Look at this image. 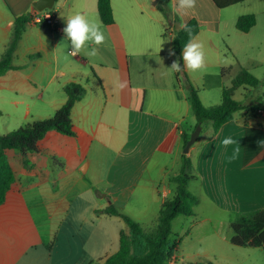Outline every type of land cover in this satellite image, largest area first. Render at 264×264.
Here are the masks:
<instances>
[{
    "label": "rangeland",
    "instance_id": "rangeland-1",
    "mask_svg": "<svg viewBox=\"0 0 264 264\" xmlns=\"http://www.w3.org/2000/svg\"><path fill=\"white\" fill-rule=\"evenodd\" d=\"M123 1L118 0L115 14L116 30L122 37L113 39L108 49L99 51L112 58L111 64L107 68L92 66L93 70L88 69L90 82H83L87 95L82 105L88 106L96 94L101 96L99 104L110 102L103 118L108 124L98 126L97 133V119L93 114L101 115L98 110L92 112L84 136L69 137L52 130L40 143L41 153H28L30 170L27 171L20 151L8 153L18 190L9 194L6 204L0 207V220L6 227H0V237L3 236L2 240L9 237V243L0 240V264L28 261L90 264L115 254L120 248V232L129 233V227L122 217L106 213L111 206L133 219L144 231L152 233L156 229L162 208L149 194L143 199L139 195L141 191H137L131 201L117 205L110 204L112 201L108 199L107 177L111 164L130 144L128 116L123 107L119 109V104H127L121 102L119 89L115 87L118 76L113 69L119 67L114 60L116 48L127 52L128 69L121 80L129 85V80L141 72L143 60L148 61L152 56L155 62V53L168 55L174 50L173 38L180 31L182 19L187 23L196 18L200 23L197 36L204 45L206 69L189 73L183 70L182 58L176 56L180 67L183 66L178 72L183 86L185 75L190 78L191 74L195 82L190 80L204 106L217 107L222 103V89L230 87L239 71L245 68L260 80L252 105L264 104V0H249L226 9L217 8L211 0H196V8L183 18L173 13L171 0H162L171 14L170 21L159 10L155 11L153 1L132 0L134 6L128 13L122 7ZM140 3L143 8L139 7ZM252 14L257 19L256 27L248 35L239 32L238 17ZM175 17L178 20L173 25L171 20ZM25 44L17 46L12 64L30 68L0 77V135L52 118L67 97L58 84L49 85L51 78L63 69L79 68L76 60L67 54L70 44L63 42L58 61L48 66L42 64L32 76V65L23 55ZM2 51L0 48V55ZM224 69L227 71L223 76ZM135 94L143 101L145 110L157 101L156 91L150 89ZM193 116L191 111L190 118L182 123L186 132L194 127ZM212 124L205 122L204 129H211ZM80 125L74 114L76 132H80ZM166 164L170 177L178 172L174 156H169ZM192 181L188 189L199 197V204L194 209L195 215L179 216L173 221L170 246L174 252L169 264H264L262 248L238 247L230 241L235 214L250 219L257 209L241 207L230 212L214 209L202 199L200 186L197 191Z\"/></svg>",
    "mask_w": 264,
    "mask_h": 264
},
{
    "label": "crops",
    "instance_id": "crops-1",
    "mask_svg": "<svg viewBox=\"0 0 264 264\" xmlns=\"http://www.w3.org/2000/svg\"><path fill=\"white\" fill-rule=\"evenodd\" d=\"M37 1L0 0V48L3 50L0 60L11 40L16 18L29 14L34 17L40 13L34 7ZM134 1L137 2V0ZM134 1H123L122 7L126 8L127 13L134 6L132 3ZM150 1L156 2V0ZM118 4V0H112L115 19ZM160 5L166 6L162 0H159L156 5L154 4L155 11L159 10L164 15L160 10ZM143 6L142 3L139 4V7L143 8ZM51 11L57 17L58 23L53 27L45 23L27 26L18 44L19 46L26 42L27 47L23 55L29 59L30 65H32V72L30 73L32 76L42 64L48 66L58 61L60 46L63 42L70 44L62 31L67 17L75 12H80L89 18L100 20L97 0H56ZM168 13L169 15L168 17L165 16V19L170 21L171 14L169 11ZM116 20L112 26L103 25L107 40L106 44L98 46V51L108 49L113 39L122 37L116 30ZM177 20V17L172 18L171 23L175 25ZM157 22L164 25V22L159 19ZM252 30L243 34L248 35ZM91 47L92 45H89V50ZM70 50V48L67 49V54ZM176 56V54L155 53V62L152 61V56L149 57L150 60L148 61L147 59L143 60V65L140 66L143 67L141 72L136 74L133 80H129V85L124 90H119L121 102L127 104H119V109L123 107V112H126L128 116L130 144L115 156L111 164L107 177L109 183L108 199L112 201L110 204L117 205L131 201L137 191H141L139 195L143 199L149 194L162 208L166 201L175 196L177 185L174 179L179 175L181 157L184 155L183 150L186 147L184 135L192 134L197 126L194 115V127L187 132L182 129V123L190 118L192 107L178 72H170L167 69L173 61H177ZM72 58L79 64V68L74 66V68L59 71L53 75L49 85L58 84L63 90L70 83L83 86V82L90 79L88 69H92V66L107 68L112 60V58L105 57L100 53L95 58H88L83 51L80 55ZM114 60L119 67H115L113 70L118 79L121 80V76L128 69L126 50L120 47L116 48ZM14 66L18 69L11 70L7 74L18 73L30 68L29 65ZM190 78L195 82L191 74ZM257 88L249 86L240 88L235 94V99L243 105V109L235 114L232 121L224 124L218 131H215L213 124V127L207 130L201 125V134L197 142L191 147L190 153L186 155L192 164L194 180L191 182L192 185L197 191L200 186L199 192H201L202 199L214 209L225 212L241 207L264 209V147L260 145V142L264 141V104H257L256 107L252 105ZM108 89L110 90V87ZM149 89L153 92L156 91L157 101L145 110L143 101H140V97H137L135 93ZM106 91H108L107 88ZM86 95L87 91L84 98ZM100 97L96 94L90 99L88 106L82 105L84 98L75 104L72 121L74 114H76L80 126H82L80 132L74 130L76 136L87 134L86 127L90 124L93 111H101V115L95 112L93 114L94 118L97 119V133L99 131L98 126L108 124L103 118L110 102L107 101L101 105L97 102ZM226 137H232L237 143L224 146L222 141ZM237 147H239L240 152L236 159L230 161L229 157L232 156L233 150ZM169 156H174L176 165L179 167L178 172L174 173L172 177L168 174L166 164V159ZM0 227L6 228L3 220H0ZM6 234L9 235L10 233L6 232ZM2 237H0L1 242L9 243V237H4V240L1 239ZM108 257L110 256L100 258L98 261ZM26 264L41 263L28 261Z\"/></svg>",
    "mask_w": 264,
    "mask_h": 264
},
{
    "label": "trees",
    "instance_id": "trees-1",
    "mask_svg": "<svg viewBox=\"0 0 264 264\" xmlns=\"http://www.w3.org/2000/svg\"><path fill=\"white\" fill-rule=\"evenodd\" d=\"M159 1V0H156ZM219 9H226L249 0H211ZM160 10L168 17L166 6L160 5ZM97 9L100 21L104 26H112L115 18L112 9V0H97ZM31 14L16 18L12 37L5 54L0 60V77L11 70L18 68L12 64L13 54L21 41L27 26L34 25ZM257 24L255 15H244L237 19L236 29L241 33H249ZM193 29V35L200 32V24L196 18L188 23ZM189 35L180 30L173 39L174 52L181 59L183 46L188 42ZM227 70H223V76ZM260 80L248 69L242 68L230 87L224 88L222 103L217 107H205L201 101L199 91L194 86L188 75H185L184 88L188 92L193 114L197 120V126L211 121L215 131L224 124L232 121L237 112L243 109V105L235 99L236 92L242 87L257 88ZM67 101L57 110L55 115L47 120L35 121L26 127L20 128L8 135H0V207L6 204L9 194L18 190V182L12 165L8 159V153L18 150L22 153L26 170H30L28 153H41L40 143L46 139L52 130L69 137H76L74 131L72 112L75 104L84 98L86 89L81 84L70 83L64 88ZM191 134H185V146L190 140ZM192 164L186 155L181 157L179 175L174 179L176 183L175 196L166 201L159 213L156 229L150 233L144 231L133 219L120 213L111 206L106 213L112 216H120L129 227V233L120 232L119 250L105 260L91 262L90 264H169L174 249L170 246L172 236V223L179 216L195 215V207L199 204L196 195L188 189V183L193 180ZM232 224L234 232L231 243L238 247L262 248L264 250V209L251 213L247 219L241 214H235Z\"/></svg>",
    "mask_w": 264,
    "mask_h": 264
},
{
    "label": "clouds",
    "instance_id": "clouds-1",
    "mask_svg": "<svg viewBox=\"0 0 264 264\" xmlns=\"http://www.w3.org/2000/svg\"><path fill=\"white\" fill-rule=\"evenodd\" d=\"M170 6L173 13L183 18L189 16L190 12L196 8V0H171ZM65 21L62 31L66 40L70 42L71 50L68 51V55L76 57L83 51L88 58L97 57L99 55L98 46L106 44L107 40L102 21L98 18H89L80 12L70 15ZM179 30H184L189 35V40L182 49L183 70L186 69L189 73L205 70L206 56L203 43L199 41L198 36L193 35V29L183 19L179 24ZM163 43L164 41L161 42V45ZM89 45H92L90 50ZM169 54L175 55V52L172 51ZM167 69L170 72L182 71L179 61H173ZM115 87L122 91L127 87V81L117 79ZM236 143L237 141L232 137H226L222 141L224 146ZM260 145L264 147V141H261ZM239 152V147L235 148L229 160L236 159Z\"/></svg>",
    "mask_w": 264,
    "mask_h": 264
},
{
    "label": "water",
    "instance_id": "water-1",
    "mask_svg": "<svg viewBox=\"0 0 264 264\" xmlns=\"http://www.w3.org/2000/svg\"><path fill=\"white\" fill-rule=\"evenodd\" d=\"M56 4V0H38L35 4L34 7L38 12H43L45 10H52ZM154 4H157V1L154 2ZM181 67H183L181 65ZM202 131L201 124L197 126L195 131L191 134L190 140L188 141L185 149H184V155H188L190 153L191 147L197 142L200 134Z\"/></svg>",
    "mask_w": 264,
    "mask_h": 264
},
{
    "label": "built area",
    "instance_id": "built-area-1",
    "mask_svg": "<svg viewBox=\"0 0 264 264\" xmlns=\"http://www.w3.org/2000/svg\"><path fill=\"white\" fill-rule=\"evenodd\" d=\"M33 22L37 24L45 23L49 26H55L58 23L57 17L51 10L40 12L33 17Z\"/></svg>",
    "mask_w": 264,
    "mask_h": 264
}]
</instances>
